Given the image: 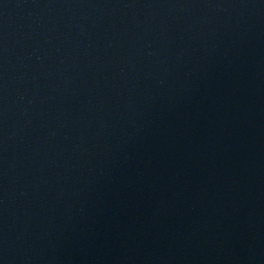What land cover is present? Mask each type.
<instances>
[{
    "label": "water",
    "instance_id": "95a60500",
    "mask_svg": "<svg viewBox=\"0 0 264 264\" xmlns=\"http://www.w3.org/2000/svg\"><path fill=\"white\" fill-rule=\"evenodd\" d=\"M0 264H264V0H0Z\"/></svg>",
    "mask_w": 264,
    "mask_h": 264
}]
</instances>
